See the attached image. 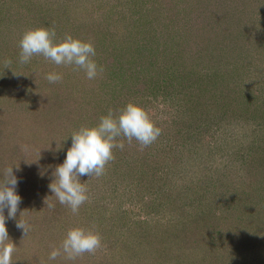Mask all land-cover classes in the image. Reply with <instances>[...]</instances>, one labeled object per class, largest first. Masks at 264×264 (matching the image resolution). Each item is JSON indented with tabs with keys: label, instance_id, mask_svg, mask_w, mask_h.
Segmentation results:
<instances>
[{
	"label": "trees",
	"instance_id": "1",
	"mask_svg": "<svg viewBox=\"0 0 264 264\" xmlns=\"http://www.w3.org/2000/svg\"><path fill=\"white\" fill-rule=\"evenodd\" d=\"M117 1L113 3L94 0L91 3L90 0L63 2L35 0L36 3H33L32 0H16V2H7L6 6L4 4L5 13L2 15L3 8H1L0 17L11 14L9 19L12 26L28 29L35 24L38 26L36 28L55 29V42L63 40L66 34L82 41L92 42L96 50L93 59L104 69L96 79L88 80L82 70H75L74 66H58L43 56L32 57L31 61L36 63L26 67V64L19 62L20 53L14 47L16 43L10 42L12 40L16 42V38H13L9 31L11 27L7 26L5 20H0L1 61L10 60V64L15 65L16 70L23 67L28 81L33 75L34 79L30 81L31 83L43 85L46 81L36 76L34 72L28 71L32 66L37 72L38 64H47L48 67L50 65L51 73H59L63 77L62 81L54 83L56 86L54 92H51L52 90L46 92L47 88L43 87L42 92L35 95L30 85L18 84L16 92L12 95L21 96L25 105H31L33 109L30 111L31 120L40 128L39 132H42L41 135L46 140H53L59 150L57 153H61L64 158L71 145L69 143L67 146L64 145L67 141L60 137L63 129L73 128L76 132L75 130L78 131L82 126H96L100 118L107 115L110 109L114 114H118L119 110L130 102L143 107L161 129L158 139L143 149L135 140L128 143L122 137L117 138V143L122 141L124 148L113 150L114 159L106 165L105 174L99 178L79 177L86 188L110 187L111 195L105 196L111 198L107 206L87 207L93 212H89L86 217L95 214L97 225L100 227L99 233L104 230L101 237L106 239L115 237L116 239L111 238V244L119 241L120 246L123 247L117 250L120 261L108 262L95 258L98 261L94 259L91 264H216L214 261L217 258L211 261L209 250L216 247L214 242L227 238L223 233L227 225L222 223L227 216L217 211L216 207H212L213 198H220L221 202L226 201L228 197L229 201L234 200L233 204L229 202L231 206L227 207V211L230 208L233 210V206L237 204L246 206L242 197L247 194L238 192L237 186H241L244 182L246 186L257 185L259 181L264 182V153L258 158L253 155L254 161L250 160L248 164L233 159L231 164L225 165L224 161L219 160L220 156L225 155L232 154L231 157H236L234 153L249 138L246 133L232 134L230 129L223 140L219 141L221 144L210 142L213 138H218L216 133L220 125L216 123L223 119L217 118L225 117V112L231 107L230 97L225 92L230 95L234 86L222 91L221 81L216 78L217 71L214 70V65L208 61L200 68L197 61L203 60L205 56L214 59L218 51L217 45L222 41L214 40V32L203 33L201 30L197 32L193 30L187 33V29L179 27L185 22L179 13V5L184 12L191 0H174L173 7H177V14L175 10L174 14L166 0L162 2L164 4H158L160 0H154L156 16L148 23L151 15L149 11H144L146 21L137 28L138 31H135L137 32L135 38H131L134 20L129 21V17L128 24L122 28L125 29L124 32L118 31L116 26L121 19H118V22L113 20L118 18L114 11L125 15L130 10V7L126 10L124 8L127 5L126 0ZM199 1L203 4V0ZM195 2L198 3V0ZM254 2H260V5L264 6V0ZM89 5L91 6L87 7ZM193 10L196 13L197 8ZM170 13L173 14L168 17ZM234 19L237 22L236 16ZM260 21L263 24L262 27L258 24L260 32H257L259 34L256 39L259 40L253 37L254 41H251L264 47V34H261L264 31V14ZM147 24L148 28H146ZM181 42L186 45L182 47ZM185 47L188 49L186 50ZM183 49L186 54L180 57L182 51L184 52ZM261 50L264 53V48ZM167 52H172L173 56L170 54L171 58L164 61ZM39 60L41 63L38 62ZM159 60L160 64H158ZM1 63L5 65L4 62ZM229 70V65L222 63V73H228L229 76ZM5 75L0 73V87L4 86L1 77ZM65 87L67 93L72 96L69 100L73 102L63 103L59 100ZM160 99L161 101L158 102ZM256 100L258 101V98ZM253 101L254 105L249 104L248 100L242 101L243 114L251 109L253 112L264 114V101L262 100L261 105ZM34 104L41 109L34 108ZM186 106L191 107L187 109L188 114L192 111L195 113L191 115L192 120L186 117L188 115ZM243 114L239 116L244 117ZM189 121L198 125L192 127ZM63 123L67 127L63 128ZM50 128L57 129L55 133L58 137H55V133L52 136ZM210 129L212 130L208 136L207 131ZM178 139H181L179 143ZM60 146H63L62 150ZM227 161L229 162V157ZM232 171L235 175L231 174ZM244 173L246 179L242 180L240 176ZM213 176H219L218 180ZM230 189L235 190L230 191ZM43 195L42 203L49 214V217L43 219L47 228L43 230L45 234L51 235L56 231L60 234L58 238L62 240L70 226L74 228L79 224V226L83 225L81 228L91 229L88 219L81 220L78 216L79 212L74 215L70 208L56 200L50 190L46 189ZM118 196L121 199L119 203ZM49 202L55 205L54 208L50 209L47 206ZM86 205L88 201L79 211L85 209ZM131 206H134L133 213L137 218L129 222L127 215ZM191 214L194 215L193 218ZM91 219L94 221L93 218ZM178 233V237L173 238V234ZM193 235L195 238L198 235L197 237L201 239H209L210 247H206L207 242H205L203 248L195 246L191 251L192 247L188 244L190 241L186 237L191 238ZM182 240L185 244H179ZM45 241L47 245V240ZM195 242L196 240L191 244L196 245ZM51 244L54 246L53 241ZM187 245L191 252L185 251ZM57 246L59 247L60 244L57 243ZM112 249L114 250L115 247ZM181 249H184V255L178 257L177 251ZM50 264L54 263L50 261Z\"/></svg>",
	"mask_w": 264,
	"mask_h": 264
},
{
	"label": "rangeland",
	"instance_id": "2",
	"mask_svg": "<svg viewBox=\"0 0 264 264\" xmlns=\"http://www.w3.org/2000/svg\"><path fill=\"white\" fill-rule=\"evenodd\" d=\"M10 1L16 2V0H0V9L3 8L2 15L5 13L4 4L6 6V3ZM32 1L33 3H36L35 0ZM63 1L64 0H59V2ZM90 1L92 3L94 0ZM105 1L116 2V0ZM120 1L124 0H118L117 2ZM155 1L126 0L127 5L124 6V8L126 10L127 7H130V10H128L125 15H121L119 12L114 11L115 16L118 18H114L113 20L118 22V19H121V21L118 22V25L115 24L118 31H125V29L122 28L128 24V19L130 17L129 21L132 19L134 20V29L131 30L133 35L130 33V37L135 38L137 33L135 31H138L137 28L141 27L146 21L143 14L146 12L144 11H149V15H151L148 23H150L151 19L156 16L157 9L155 7L156 5L153 4ZM163 1L164 0H160L158 4ZM166 1L169 2L170 7L173 11L175 10L177 14V7H173L174 0ZM195 1L196 0L192 2L191 0V2L188 3L189 6L186 7L184 12H182V6L179 5V13H181V16L185 20V22L179 27L187 29V33H190V31L193 30H195V32L201 30L203 33L207 31L209 33H215V35L213 34L214 40L217 41L218 39L219 41H222L220 45H217L218 51H216V57L212 59L209 56H205L203 60L197 61L198 66L201 68L206 62L210 61L211 64L214 65V70L217 71L216 78L221 81V90L227 91L226 88L230 89L234 86L230 95L225 92V94L230 97L229 103L231 104V107L225 112V117L217 118L221 120L223 119L216 123V125H220V129L216 133L218 138H213L210 142L212 144H221L219 141L223 140L225 137L224 135L227 134L230 129L232 134H239L240 132H243V134L246 133L249 137V141L246 140L247 142H245L244 145H241L239 150L234 153L236 154V157H231L232 154L230 156L225 155L224 157L220 156L221 158H219V160L220 162L224 161L225 165L228 163L231 164L233 159H237L241 162L245 161L246 164H248L250 160L254 161L252 159L253 155L258 158L264 153V114L256 111L253 112V109L243 114L241 109V103L243 100H248L251 105H254L253 100L258 102V104L263 103L262 100L264 101V53L261 50V48L264 47L263 45L259 46L257 43L255 44L252 42L254 41V38H257L259 34L257 32H260L258 24H260V26L263 24L260 19L262 14H264V6L260 5V2H254L255 0H203V4L199 0L198 3ZM90 6L91 5L87 7ZM195 8H197L196 13L193 10ZM172 14L173 13L168 14V17H171ZM10 15L11 14H5V17L1 16L0 20H5L8 23L7 26L11 27L9 28V31L11 32L12 37L16 38V42L13 41L11 37L12 41L10 42L16 43L14 47L16 48V51L20 53L21 49L19 47V40L21 39L22 33L29 29H35L38 26L33 24L32 27L30 26L28 29H25V27L22 26H12L10 24L11 20L9 19ZM86 16H88V14ZM221 16H224V18ZM235 16L238 23L234 19ZM11 19H13V17H11ZM148 26L149 25L147 24L146 28H148ZM261 34L263 35L264 31ZM181 43L183 44V46L181 45L182 47L186 45L183 42ZM252 46L254 47L252 48ZM185 49L187 50L188 48L185 47ZM170 54L173 56L172 52H167L164 61L165 59L169 60L171 58ZM185 54L184 50V52L182 51L180 54V57ZM40 57L37 56L36 58ZM1 62H4V60H0V63ZM38 62L41 63L40 60ZM35 63L36 62L30 60V62L26 64V67ZM160 63L161 61L159 60L158 64ZM222 63L229 65V76L228 73H222ZM38 65L39 69L37 72L36 70H33L32 66L31 68H28V71L34 72L36 76L46 79L45 77L48 74L47 71L51 73V66L49 65L48 67L47 64ZM7 67L8 69L5 68V65H2V63L0 64V73L6 74L4 77H1L4 86L0 87V179H3V173L6 168L13 167V174L18 179L16 192L21 197L22 201L19 205L16 220L21 216V218H27L31 225V230L26 236H24L23 231L16 227V220H6V228L9 237L17 246V252L13 256V261L14 264H50V260L46 259V257H49V253L54 247L58 248L57 243L61 245V241H63L64 238H62V240L61 238H58L60 234L56 231L52 232L53 235L45 234L43 232L44 229H47L43 219L44 217H49V214H47L46 209L43 206L42 199L46 189L50 190L49 184L55 178L54 170L56 166L62 164L65 158L61 153H57L59 150L56 148L53 140H46L45 137L41 135L42 132H39L40 128L35 126V123L31 120L30 117L32 116L30 115L32 112L30 113V111L33 110L31 105H25V101H23L21 96L12 94L16 92L15 89L18 84H22L23 86L30 85V88L33 90L30 89V91L35 95L42 92L43 87L47 88L45 89L46 92L51 90V92H54L56 86L54 83H49L47 80L43 82V85L36 84L35 82L31 83L30 81L34 79V77L31 75L32 79L28 81L26 75H24L25 71L23 67H20L19 70H16L15 65L10 64ZM99 85L101 86V84ZM37 87H39V89ZM67 88L65 87L61 96L62 98H59L63 103L73 102L69 100L72 99V96L67 93ZM256 98H258V101ZM193 99L195 100V98ZM160 101L161 99L158 102ZM53 105L55 108L56 104L54 103ZM53 105H51V108ZM35 107L38 106L34 104V108ZM190 108L191 107L186 106L187 114L189 111L187 109ZM36 109L41 108L38 107ZM256 113H259V115ZM192 114L195 113L192 111L186 117H189L190 120H192ZM239 114H243L244 117L239 116ZM187 122L188 120L186 123ZM189 122L192 127L198 125L196 122ZM64 127H67L66 124H64L63 128ZM50 129V133L53 136L57 129ZM58 130H60V128H58ZM211 130L212 129L207 131L208 136ZM73 133L74 129L72 128L71 130V128L68 127L63 129L60 133V137L67 141V143L64 144L65 146H67L68 143L71 145V135ZM55 137H58L56 133ZM180 140L181 139H178V143ZM61 148H63V146H60V149ZM228 157L229 162L227 161ZM231 174L235 175V172L232 171ZM240 177L242 180L244 178L246 179V173ZM213 178H217L218 180L219 176H213ZM81 180L83 181L82 178ZM244 183L241 186H237L236 190L238 192H246L247 195L242 197L244 200L243 203H245L246 206H238L237 204L233 206V210L230 208L227 211V207L231 206L229 202L232 203L233 201L234 203V200L229 201L230 198L228 197L226 201L221 202L220 198H213L214 203L212 207H216L217 211H220L224 216H227V219L222 222L227 225L223 232L227 235V238H222L223 240L221 241L217 240L214 242L216 247L210 248L209 250V258L212 261L216 257L217 259L214 261L216 264L221 262L225 264H227V262L228 264H264V182L259 181L257 182V185L253 184L251 186H246ZM219 186L221 187V185ZM87 189V194L89 196L88 205H86L85 209L79 211L78 216L81 220H85V218L88 219V223L91 225L90 230L99 233L100 227L97 225L98 221L94 216L95 214H90L89 218L86 217L89 212H93V210H90L87 207H106L111 198H105V196L111 195V189L109 186L99 189L94 187ZM234 190L235 189H230V191ZM249 193L251 195H249ZM117 198L119 203L121 200L120 196ZM91 201L93 202L91 203ZM119 207L121 208V206ZM133 207L134 206L130 207L129 214L127 215L129 222H132L133 218H137L134 217ZM222 209H224L223 212ZM20 212L22 213L20 214ZM5 216H7V209H5ZM191 217L193 218L194 215L191 214ZM91 218H93L94 221ZM80 223L84 224L82 222ZM105 224H103V227ZM76 227H83V225L79 226L78 224ZM228 227L229 229H227ZM54 228L56 229L55 226ZM71 228L73 227H68V230ZM103 233L104 230L102 229L99 235L102 236ZM195 233H197L196 229ZM173 235V238L175 236L178 237L179 233ZM197 236L198 235H196V238L194 235L191 236V238H189V236L186 237L187 240L189 239L190 241L188 244L192 247L191 251L194 250L195 246L203 248L205 242H207L206 247H210L209 239H201ZM111 238L116 239L115 237H110L108 239L102 238V247L94 254L89 255L88 253H85L75 260H68L64 256H60L52 262L54 264H91L95 258H98L99 260L103 259L108 262L110 260V262H118L120 261V257L117 254V250H121L123 247L120 246L119 241H114L111 244ZM45 240H47V245L45 244ZM195 240L196 245H192L191 243ZM52 241L54 242V246L51 244ZM179 244H185V241L182 240ZM113 247H115L114 250L112 249ZM185 251L191 252L188 245ZM177 253L178 257L181 255L183 256L184 249L177 251Z\"/></svg>",
	"mask_w": 264,
	"mask_h": 264
},
{
	"label": "clouds",
	"instance_id": "3",
	"mask_svg": "<svg viewBox=\"0 0 264 264\" xmlns=\"http://www.w3.org/2000/svg\"><path fill=\"white\" fill-rule=\"evenodd\" d=\"M55 37V29L47 27L26 30L19 40V62L27 64L32 57L43 56L58 66H74L75 70H82L88 80H94L103 73V67L93 59L96 50L92 42L73 38L69 34L55 42ZM10 63L6 59L5 68L8 69ZM45 78L49 83L63 79L59 73H48ZM160 134L161 129L143 107L130 102L118 114L110 109L96 126H82L71 135V147L63 163L56 166L55 178L49 184L51 193L61 205L70 208L74 215L78 214L80 207L89 200L87 188L79 177L99 178L105 174L106 165L114 159L113 150L124 148V143H117V138L122 137L128 143L135 140L143 149L154 143ZM17 184L13 167L6 168L3 179H0V264H14L13 256L17 252V246L11 241L6 228L7 219L16 220L22 202L16 192ZM47 206L51 209L55 205L49 202ZM16 227L23 231L24 236L31 230L28 219L21 216L16 220ZM101 247L99 233L74 227L67 231L61 245L54 247L48 258L53 261L63 255L68 260H75L85 253L94 254Z\"/></svg>",
	"mask_w": 264,
	"mask_h": 264
}]
</instances>
